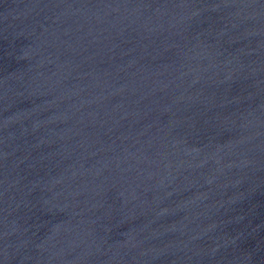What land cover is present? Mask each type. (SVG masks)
<instances>
[{
    "label": "water",
    "instance_id": "water-1",
    "mask_svg": "<svg viewBox=\"0 0 264 264\" xmlns=\"http://www.w3.org/2000/svg\"><path fill=\"white\" fill-rule=\"evenodd\" d=\"M0 264H264V0H0Z\"/></svg>",
    "mask_w": 264,
    "mask_h": 264
}]
</instances>
